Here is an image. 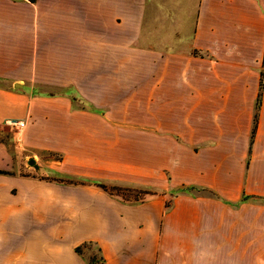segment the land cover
<instances>
[{
	"label": "crops",
	"instance_id": "0c3cea01",
	"mask_svg": "<svg viewBox=\"0 0 264 264\" xmlns=\"http://www.w3.org/2000/svg\"><path fill=\"white\" fill-rule=\"evenodd\" d=\"M263 69L264 0H0V127L57 178L178 190L23 175L0 139V264H264Z\"/></svg>",
	"mask_w": 264,
	"mask_h": 264
},
{
	"label": "trees",
	"instance_id": "16d2710c",
	"mask_svg": "<svg viewBox=\"0 0 264 264\" xmlns=\"http://www.w3.org/2000/svg\"><path fill=\"white\" fill-rule=\"evenodd\" d=\"M264 88V69L261 73V82H260V92L257 98L256 102V110L254 115V122H253V130H252V138L251 141H253L257 124H258V118H259V109L262 102V91ZM61 156L58 157L57 160H60ZM4 172V171H0ZM47 179V178H42ZM50 181H56L62 184H91L95 185L104 191L108 192L110 195L120 199L121 201L129 204H138L142 203L148 199H151L153 197H160L167 194H170L171 200L167 201L166 206L167 208L172 205V199L177 194V189H171L169 192L166 190H160V189H154L150 186H144V185H138L130 182H121V181H106L102 179H92V178H85V177H75L70 175H60L59 178L56 179H47ZM187 190L186 188L180 189V191ZM248 199L247 196L243 198V200ZM91 243H85L82 245H79L76 247V251L82 255L87 264H96V263H103L105 262L103 257H97L93 256L91 259H88L85 257V249L88 248Z\"/></svg>",
	"mask_w": 264,
	"mask_h": 264
},
{
	"label": "rangeland",
	"instance_id": "374dc122",
	"mask_svg": "<svg viewBox=\"0 0 264 264\" xmlns=\"http://www.w3.org/2000/svg\"><path fill=\"white\" fill-rule=\"evenodd\" d=\"M17 132V126L6 125L0 127V139L9 146L16 162L14 172L17 171L23 175H34L39 178L56 179L57 174H55L54 169L50 167V164L58 159V155L50 153L43 154L42 156L33 155L31 150H27L19 144ZM31 158L35 159L36 164H38L40 168L36 169L34 165L29 163ZM168 198H171V196ZM95 253L98 254L97 248L95 247L86 250V254L89 256Z\"/></svg>",
	"mask_w": 264,
	"mask_h": 264
},
{
	"label": "water",
	"instance_id": "95a60500",
	"mask_svg": "<svg viewBox=\"0 0 264 264\" xmlns=\"http://www.w3.org/2000/svg\"><path fill=\"white\" fill-rule=\"evenodd\" d=\"M29 163H30L31 165H34L36 168H38V167H39V165H38V164H36V161H35V159H34V158L30 159V160H29Z\"/></svg>",
	"mask_w": 264,
	"mask_h": 264
}]
</instances>
